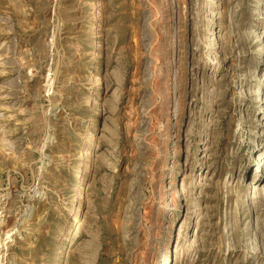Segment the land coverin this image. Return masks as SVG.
<instances>
[{"label":"rangeland","instance_id":"1","mask_svg":"<svg viewBox=\"0 0 264 264\" xmlns=\"http://www.w3.org/2000/svg\"><path fill=\"white\" fill-rule=\"evenodd\" d=\"M0 264H264V0H0Z\"/></svg>","mask_w":264,"mask_h":264},{"label":"bare ground","instance_id":"2","mask_svg":"<svg viewBox=\"0 0 264 264\" xmlns=\"http://www.w3.org/2000/svg\"><path fill=\"white\" fill-rule=\"evenodd\" d=\"M79 166H80V162L77 166L76 171L78 170ZM70 208H72V206H70ZM76 210H78V203L77 202L75 203L74 207L68 211L69 215L73 216V213ZM171 232H172V230H171ZM170 237H171V234L170 233H169V235L167 234L166 238L164 239V242L161 244V246L163 248H160V254H159L160 258L159 259H160V261L165 262V263H167L169 261L168 252H169V239H170Z\"/></svg>","mask_w":264,"mask_h":264}]
</instances>
